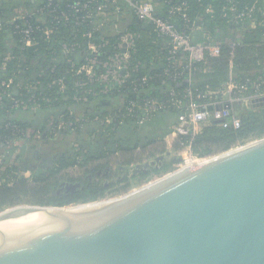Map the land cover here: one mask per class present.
Instances as JSON below:
<instances>
[{"label": "trees", "instance_id": "trees-1", "mask_svg": "<svg viewBox=\"0 0 264 264\" xmlns=\"http://www.w3.org/2000/svg\"><path fill=\"white\" fill-rule=\"evenodd\" d=\"M75 1L85 2L87 0H55L54 5H57L59 9H66L67 5ZM141 1L152 3L156 15L163 19L169 18L167 12L170 6L185 2L188 5L189 19L197 20L198 23L201 19L200 23L211 36L212 41L221 43V51L218 58L210 61L209 72L196 74L192 78L191 87L193 93L197 95L206 91L221 89L228 80L229 48L223 42L225 37L223 30L229 24L222 12L229 5L228 1ZM233 3L238 11L255 6L253 18L258 23L254 29L239 35L241 45L236 47L233 57L234 76L241 82L246 78L264 77V15L262 14L264 0H233ZM208 7L211 8L212 14L206 13ZM11 8V3L1 4V16H6ZM171 20L178 28H184V23L179 17L173 16ZM31 25L42 27L35 22H31ZM54 25L56 29L48 41L39 39L35 47L25 50L20 49V35L12 26H6L0 32V67L4 68L0 71V80L15 76L17 82L20 83V87L12 92L11 97L0 103V149L3 148L7 139L13 135L18 136L19 131L26 130L27 132L30 130L31 134L34 135L41 131L40 135L44 138L40 137L39 140L53 139L59 133L61 136L72 135L78 139V151L73 155L62 154L48 169L36 171L30 180L19 175L18 166H11L5 170L0 168V209L22 204L41 207H67L94 203L93 201L104 195L105 187L99 186L98 183H83V186L87 185V187L82 188V190L56 195L52 190L59 184L61 173L81 164L87 166L90 163L105 160L109 156L123 151L131 152L132 155L129 157L134 158L136 151L148 147L156 140H161V137L169 133L167 126L171 127L176 122V115L178 114L176 110L161 113L143 126H137L135 119L127 116L125 108L129 102L137 101L138 97L157 98L166 102L169 99L167 93L169 87L181 92L187 85L186 81L182 79L175 84L165 86L155 78L160 72V66L165 65V62L160 61L158 57L160 55V39L152 32V27L139 23L133 17L132 23L126 28L138 36L135 43V53L131 60L132 64L138 65L139 72L134 73L133 78L147 75L150 80L145 87L140 89L137 94L132 93L129 83L106 94L101 92L103 87L98 83H88L82 88H77L75 84L85 83L86 79L73 76L71 63H75L77 66L83 62L84 50L88 41L84 37V33L89 27L83 25L78 31L73 32L71 24L64 25L55 21ZM91 41L96 44L108 42V45L102 49L98 56L100 61H104L108 53L114 52L117 36L111 31L106 35L103 32H97L93 34ZM73 43L79 44L78 51L73 55L63 53L61 46ZM8 53L14 57V60L5 62L4 58ZM96 73L99 75L102 70L99 68ZM59 80L62 81V90L57 84ZM28 85H30L29 89H27ZM16 100L26 104L30 102V106L36 105L38 109L31 112L29 109L15 108L14 101ZM77 106H84L83 121L71 114L73 108ZM235 110L241 121L239 129H223L215 124L203 128L192 143L193 152L197 157L214 156L243 145L248 140L264 137V107L244 109L236 106ZM29 114L31 119L27 120L26 117ZM113 116L118 117V119H113L114 122L109 125L105 124L107 119L113 118ZM157 122L162 123L165 130L159 131L160 135H156L153 137L155 139H152L147 133H144L143 128L154 123V128L150 129H155ZM61 123L68 125L66 129L59 130ZM91 123L96 125V130L100 129V132L95 134L93 139L90 138L92 133H95V129H88V125ZM49 127L51 130L46 131ZM123 134L130 135V142H126L122 138ZM87 141L101 146L103 151L95 155L91 152L87 153L88 145L85 144ZM175 150H178L176 145ZM131 161L129 160V162ZM106 163L86 168L85 173L94 175L97 170L104 168ZM170 165H165L163 171L166 172ZM80 180V178H67L66 181L74 183Z\"/></svg>", "mask_w": 264, "mask_h": 264}, {"label": "water", "instance_id": "water-1", "mask_svg": "<svg viewBox=\"0 0 264 264\" xmlns=\"http://www.w3.org/2000/svg\"><path fill=\"white\" fill-rule=\"evenodd\" d=\"M167 176L79 213L3 211L0 223L38 215L0 236V264H264V139Z\"/></svg>", "mask_w": 264, "mask_h": 264}, {"label": "built area", "instance_id": "built-area-1", "mask_svg": "<svg viewBox=\"0 0 264 264\" xmlns=\"http://www.w3.org/2000/svg\"><path fill=\"white\" fill-rule=\"evenodd\" d=\"M55 0H0L3 3H11L12 8L6 16L0 14V32L6 26H12L20 35V49L33 48L38 40L48 41L56 29L55 21L64 25L71 24L72 31L86 25L89 29L84 33L88 39L85 46V57L79 65L71 63V73L76 77H84L85 83H76L75 87L82 88L86 84L98 83L101 85L102 93L106 94L115 88L122 87L128 83L131 85L132 93L137 94L145 87L150 78L147 75L133 78V74L139 72L138 65L132 64V56L135 53V43L138 38L136 33L127 29H120L119 19L124 12L129 13L139 23L152 27V32L160 39L159 60L165 65L160 66V72L155 78L162 85L175 84L182 79L187 83L186 87L178 92L172 87L167 90L168 100L163 102L157 98H137V101L129 102L125 108L127 116L135 119L137 126H143L155 116L176 110V122L170 127L169 136L173 137L178 147V156L182 158V164L178 167L186 169L200 164L201 159L197 157L192 149V143L201 133L203 128L215 124L223 129H239L241 125L236 106L244 109L251 108V101L264 98V77L255 79L246 78L242 82L234 76L235 65L233 63L234 50L241 45L239 35L256 27L257 21L253 18L256 7L251 6L238 11L233 0H227L228 6L223 9V17L229 24L224 30V44L229 48L228 58V80L223 87L217 91H206L202 94H194L192 90V78L199 73H207L210 70V61L220 56L221 43L212 41L211 36L199 24L197 20L188 17V5L183 2L170 6L167 14L169 18L163 19L156 15L155 7L148 1L141 0H87L85 2L75 1L59 9L54 5ZM207 14H212L210 7L206 9ZM264 15V13H262ZM177 16L184 23V28H178L171 20ZM112 21V22H111ZM31 22L40 24L42 27L33 26ZM109 30L117 36L114 52L107 54L104 61L98 56L108 42L96 44L91 41L94 33ZM200 30L204 35V41H197L195 33ZM264 39V36H263ZM62 51L66 55L75 54L79 44H63ZM14 60L8 53L4 61ZM102 73L97 75V69ZM0 67V71L3 70ZM63 89L62 81L57 82ZM20 87L17 77L0 80V103L11 97L12 92ZM30 85H28V88ZM23 101H14V107L34 112V106ZM211 108V110H210ZM108 118L107 125L114 122ZM68 125L61 123L59 130L66 129ZM28 136L26 130L19 131L18 136L13 135L4 142V150H8L12 144L21 138ZM240 147V146H237ZM236 148V147H235ZM239 149V148H237ZM231 150V149H230ZM5 170V165H1Z\"/></svg>", "mask_w": 264, "mask_h": 264}, {"label": "rangeland", "instance_id": "rangeland-1", "mask_svg": "<svg viewBox=\"0 0 264 264\" xmlns=\"http://www.w3.org/2000/svg\"><path fill=\"white\" fill-rule=\"evenodd\" d=\"M169 127L170 126H167L168 128L167 131H170ZM94 129H95L94 130L95 133L93 132L92 135L90 134L91 135L90 139H93L95 137V134H98V132H100V129L98 130H96L97 128ZM47 130L50 131L51 127H49V129L47 128L46 131ZM162 130H165L164 125L162 123L157 122V126L155 129L151 130L149 128V131L151 132L148 131L144 133H147L152 139H155L153 137L156 135H160L159 131ZM38 132L41 133V131ZM40 133H36V134H40ZM59 134H57L56 136L57 137L61 136ZM166 136L167 135L161 137V140H156L155 142H152L148 147L140 151H136L133 156L134 158L129 157L132 155L131 152L127 153L123 151L117 154L115 153L114 155L109 156L105 160H99L94 163H90L87 166H82L81 164L80 166L78 165L76 167H71L61 173V175L59 176L60 179L58 181L59 184L52 191H54L56 195H60L62 193L63 194L73 193L75 191H79L82 190V188L87 187V185L83 186V183H87V184L98 183L99 186L105 187L104 195L93 202H97V201L110 202L113 200L120 199L123 196L129 195L142 187L145 188L149 185H152L151 183H153L154 181H157L167 176L168 174L180 170V167H178V165L182 164L181 156L167 152ZM40 137H38V139H40ZM41 138H44V136H42ZM122 138L125 139L126 142L127 141L130 142L131 140L129 134L126 135L123 134ZM262 139H264V137L257 140H248L243 145H240V147L232 148L227 152L220 153L210 157H202L201 161L205 162L211 160L215 157L221 156L230 151H235L237 148H241L253 144ZM85 144L88 145L86 149L87 153L91 152L93 153V155H95L96 153L103 151L101 146L94 145V143L92 142L87 141L85 142ZM23 151L24 148H22L21 153H23ZM76 151H78L77 142L73 141L72 150L69 155H73L74 153H76ZM129 160L132 161L129 162ZM104 162H107L106 166L104 168L97 170V172L94 175L85 173L86 168H92L97 164H101ZM165 165L167 166L170 165L166 172L163 171ZM46 169H48V167L44 168V170ZM67 178H74V179L80 178L81 182L77 181L74 183H70L66 181ZM30 179L31 177L28 178V180ZM22 205H29V204H22ZM9 208L0 209V213L3 210H7Z\"/></svg>", "mask_w": 264, "mask_h": 264}, {"label": "crops", "instance_id": "crops-1", "mask_svg": "<svg viewBox=\"0 0 264 264\" xmlns=\"http://www.w3.org/2000/svg\"><path fill=\"white\" fill-rule=\"evenodd\" d=\"M132 20L133 17L130 16L129 13L124 12L119 19L120 29L128 28V26L132 23ZM200 21L201 19L199 20V24H201ZM109 31L110 30L107 28L102 32L106 35L109 34ZM194 37L197 41H204L205 35L200 30H198ZM76 101H78V99H76ZM37 107L38 106L34 105L36 110L38 109ZM82 113L84 114V106H77L76 108H73L71 114L74 115L78 120L83 121L84 117H82ZM30 116L31 115L29 114L26 119H31ZM153 125L154 123L146 125L143 128V131L148 132L149 128H152ZM88 127V129L93 130L96 125L91 123L88 125ZM31 133L32 132L28 130V136L26 138L17 139L8 150L5 151L4 148L0 149V166L5 165L6 168L18 166L19 175L26 179L30 178L36 171L51 166L56 158L62 156V154H70L72 150V142H77L78 140L72 135L59 137L54 136L53 139L46 138L44 140H39L38 137H40V134L38 136V134L34 135ZM169 133L166 136V149L167 152L176 155L178 150H175L173 137L169 136ZM22 148H24L23 153H21Z\"/></svg>", "mask_w": 264, "mask_h": 264}, {"label": "bare ground", "instance_id": "bare-ground-1", "mask_svg": "<svg viewBox=\"0 0 264 264\" xmlns=\"http://www.w3.org/2000/svg\"><path fill=\"white\" fill-rule=\"evenodd\" d=\"M209 161V160H208ZM207 161H203V162H201L200 164H197V165H202V164H204V163H206ZM190 168V167H189ZM181 170H184V169H181ZM169 177H171V176H166V177H164V178H162L161 180H164V179H167V178H169ZM161 180H157V181H154L153 183H151L152 185H149V186H147V187H145V188H143L142 187V191L143 190H145V189H148V188H150V187H152L153 185H155L156 183H159ZM139 190V189H138ZM138 190L137 191H135V192H133V193H131L130 195H128V197H130V196H133V195H135V194H137V192H138ZM127 196V195H126ZM128 197H125V196H123V197H121L120 199H117V200H113V201H98V202H94V203H90V204H85V205H82L81 207H78V208H73V209H70V210H68V213H79V212H83V211H88V210H93V209H96V208H99V207H101V206H104V205H107V204H110V203H113V202H116V201H120V200H122V199H125V198H128ZM3 211H6V210H3ZM2 211V212H3ZM1 212V213H2ZM57 212V211H56ZM0 213V214H1ZM33 215H38V214H31V215H28V216H26V217H23V218H20V219H17V220H10V221H6V222H2V223H0V236H2V237H6L7 235H8V233L21 221V220H23V219H25V218H27V217H29V216H33Z\"/></svg>", "mask_w": 264, "mask_h": 264}]
</instances>
